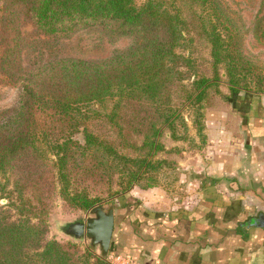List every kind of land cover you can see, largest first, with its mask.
<instances>
[{"label":"trees","instance_id":"obj_1","mask_svg":"<svg viewBox=\"0 0 264 264\" xmlns=\"http://www.w3.org/2000/svg\"><path fill=\"white\" fill-rule=\"evenodd\" d=\"M25 23L54 40L92 26L135 40L102 60L40 53L28 62L24 52L50 43L30 40ZM256 30L264 38V16ZM240 37L219 0H0V85L20 88L16 104L0 111V264H112L90 247L47 239L55 199L88 211L102 199L94 189L120 197L157 187L168 163L158 157L165 132L188 141L179 134L188 130L185 112L204 108L211 87L228 84L233 104L241 92L264 94V75ZM197 44L210 50L212 77L195 70ZM201 119L193 124L204 138ZM155 225L133 236L136 245L110 252L139 264L155 238L168 240H150L163 229Z\"/></svg>","mask_w":264,"mask_h":264},{"label":"rangeland","instance_id":"obj_2","mask_svg":"<svg viewBox=\"0 0 264 264\" xmlns=\"http://www.w3.org/2000/svg\"><path fill=\"white\" fill-rule=\"evenodd\" d=\"M219 1L234 20L235 26L239 30L241 36V51L244 57H246L255 69L264 75V38H260L256 30L258 21L264 16V0ZM22 30L30 40L39 38L47 40L50 43L47 45L36 44L28 51V54L24 52L26 56H29L28 62L40 58L47 59L50 55L73 59L102 60L111 57L116 51L127 49L135 40L132 36L111 37L100 26L84 27L69 38H55V40L53 38H45L44 36H36L35 29L31 23H25ZM40 53L43 54V57H40ZM193 58L196 72L212 77L213 68L209 48L205 45L197 44ZM192 74L189 73V77ZM222 77L225 78V74H222ZM192 79L193 77L186 84H190ZM19 95V87L0 85V111L14 106ZM255 96L262 101L264 99V94L255 93ZM229 97L232 100L233 96H231L230 88L228 84L221 81L216 86L210 88L208 100L204 108L199 110L198 106H194L185 112L188 130L180 129L179 134H188V141H176L171 138L170 133L165 132L162 138L164 148L158 157L165 158L168 163L158 174L160 182L157 187L148 190L134 187L129 193L120 197H107L105 194L101 195V189H94L92 195L102 198L96 206L104 205L106 210L110 207L114 208L117 225L116 231L119 236L121 235L122 239L123 232L131 234L130 238H127L126 241H132L134 246L136 245L135 237L137 233L140 231L143 232V235L149 234L145 228H153V226H156L155 224L159 222L157 219H163L164 222H168L169 219L177 217L174 211L175 208L192 209L195 207L198 200L197 193L200 190V181H197V177L208 174L209 172L211 174V169H207V167L202 168V165L205 166L207 160L216 156L215 152H217V148L220 154L223 153V149H227L232 155L236 154L237 156L238 153L239 158L241 157V160L244 162V166L243 168L241 167L239 172L241 174V180L236 179L240 175L235 174L233 175L234 178H229L227 181L226 179L214 178L210 182L212 185L217 184L215 186L219 188L227 187L231 189L232 187L239 189V191L233 194L232 198H240L243 203L242 205H244V207L241 206L239 212L223 214V218L235 226L234 228L223 230V236L226 238L224 241L229 240L230 242L227 246L226 244L225 246L223 245L224 257H243L251 247L254 252L258 250L257 245L250 247L243 243V241L238 243L237 240H233V236L236 234L235 237H237L242 233L241 237L242 235L246 237L244 236L246 232L242 229L241 225L248 224L250 219L258 218L259 215L264 216V178L258 181H251L249 179L254 176L251 174L254 172L256 173V178L259 176L264 177V163L261 164V161L264 162V151H262L259 157H256L259 161H256L257 164L255 167H250L247 170V163L252 159L251 152H247L245 149L247 133L243 131L244 125L246 126L247 122L240 113L235 111L232 106L233 103L228 99ZM197 115H202L203 118L201 119V124L204 125L202 132V136H205L204 138L198 134V129L193 124V120H197ZM75 137L77 140H80L81 135L77 134ZM215 174H211L210 176H215ZM227 174L229 176L231 175V173ZM117 182V179H115L112 184L114 189L116 188L115 185ZM154 189H159V191L151 194L150 190ZM6 203L5 200L1 202L2 205ZM52 207L53 214L50 219L47 239H55L61 243H77L81 249L90 247L95 254L101 256L100 246L92 245L90 240H76L66 232L69 225L94 217L91 214L93 208L88 211L74 209L59 197L55 199ZM178 214L183 215L182 213ZM167 226L168 224L165 225L166 228L164 230L169 232L170 228ZM156 230L155 232L152 229L154 233L150 231V240H152L153 234L156 236L163 234L162 228L159 229L157 227ZM255 230L257 234L259 232L262 234L264 241V229L251 228V232ZM166 236L168 237L169 235ZM169 237L171 238L172 236ZM228 237L230 238L228 239ZM162 239L163 237H160L158 240L155 238L150 248L158 251L160 249L158 248V243ZM118 240L120 242L119 238ZM142 240L148 239L142 238ZM167 241L166 238V244ZM137 243H140V241L138 240ZM106 258L112 264H127L123 260L115 261L112 252Z\"/></svg>","mask_w":264,"mask_h":264},{"label":"crops","instance_id":"obj_3","mask_svg":"<svg viewBox=\"0 0 264 264\" xmlns=\"http://www.w3.org/2000/svg\"><path fill=\"white\" fill-rule=\"evenodd\" d=\"M236 96V103L232 104V106L247 122L246 126L244 125L243 132L247 133L245 149L247 152H251L252 156L247 166L245 165L247 170H249L250 167H255L258 160L256 157H259L262 151H264V99L262 101L255 94L245 92L239 93ZM216 151V156L207 160L205 166L202 165V168L207 167V169H211V174H215L216 172L215 176H210L209 172L197 177V181H200V190L197 193L198 200L195 207L192 209L175 208L174 211L177 217L169 219L168 222H164L163 219H157L159 225L163 226V229L166 228L165 225L167 224V227L170 228L169 232L163 233V235L167 237L166 234H168L172 237L168 236L166 245V238L164 239L163 236V239L158 243V248L160 249L156 251L153 248V251H150L152 252V257L147 252L143 253L144 255L139 253L141 256L139 257V264H263L264 241L262 234L260 232L257 234L256 230L251 232V228L264 229L262 226L254 225L249 228L246 227L247 231L244 235L246 237H243V235L241 237L242 233L237 237H235L236 234L233 236V240H237L238 243L243 241V243L250 247L257 245L258 250L256 252L251 247L243 257H224L223 245L225 246L226 244L227 246L230 242L229 240L224 241L226 238L223 236V230L234 228L235 226L224 219L223 214L239 212L241 206L244 207V205H242L243 203L240 198H232L233 194L239 191V189L232 187L231 189L227 187L219 188L215 186L217 184L212 185L210 182L214 178L226 179L227 181L229 178H234L233 175L235 174L240 175L236 179L241 180L239 172L241 167L243 168L244 162L241 160V157L239 158L238 153L236 156V154L232 155V153H229L227 149H223L222 154H220L217 148ZM263 163L261 161V164ZM227 173H231V175L229 176ZM251 174L254 175L249 178L251 181H258L264 178L261 176L256 178L255 172ZM155 191H159V189L150 190V193L152 194ZM178 213H182L183 215ZM122 236L123 239L121 235L117 236L120 242L117 237V239L115 238L112 245L113 251L115 249L122 250V247H129L131 245L130 242L132 241H126L127 238H130L131 234L123 232ZM139 254L135 252L133 255L137 256ZM127 264H130V262Z\"/></svg>","mask_w":264,"mask_h":264},{"label":"water","instance_id":"obj_4","mask_svg":"<svg viewBox=\"0 0 264 264\" xmlns=\"http://www.w3.org/2000/svg\"><path fill=\"white\" fill-rule=\"evenodd\" d=\"M91 214L94 217L69 225L66 232L76 240L86 239L90 240L92 245L100 246L101 256L106 258L113 243L115 210L113 207L106 210L104 205H99L92 209Z\"/></svg>","mask_w":264,"mask_h":264},{"label":"flooded vegetation","instance_id":"obj_5","mask_svg":"<svg viewBox=\"0 0 264 264\" xmlns=\"http://www.w3.org/2000/svg\"><path fill=\"white\" fill-rule=\"evenodd\" d=\"M253 226H262L264 228V216L259 215L258 218H255L252 222Z\"/></svg>","mask_w":264,"mask_h":264},{"label":"built area","instance_id":"obj_6","mask_svg":"<svg viewBox=\"0 0 264 264\" xmlns=\"http://www.w3.org/2000/svg\"><path fill=\"white\" fill-rule=\"evenodd\" d=\"M114 258H115V261H116V260H118V261L123 260V261H125L126 263L129 262V260L126 259V258H124L123 256H119V255H115V254H114Z\"/></svg>","mask_w":264,"mask_h":264}]
</instances>
